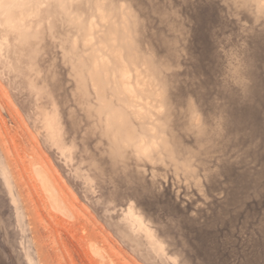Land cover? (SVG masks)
Returning <instances> with one entry per match:
<instances>
[{
    "label": "rangeland",
    "instance_id": "obj_1",
    "mask_svg": "<svg viewBox=\"0 0 264 264\" xmlns=\"http://www.w3.org/2000/svg\"><path fill=\"white\" fill-rule=\"evenodd\" d=\"M0 264H264V0H0Z\"/></svg>",
    "mask_w": 264,
    "mask_h": 264
}]
</instances>
